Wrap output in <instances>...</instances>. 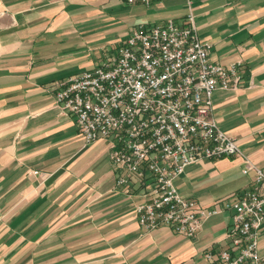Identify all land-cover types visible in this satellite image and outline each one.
Segmentation results:
<instances>
[{
  "label": "crops",
  "instance_id": "0c3cea01",
  "mask_svg": "<svg viewBox=\"0 0 264 264\" xmlns=\"http://www.w3.org/2000/svg\"><path fill=\"white\" fill-rule=\"evenodd\" d=\"M192 14L214 62L242 61L236 89H219L223 131L264 167V0H0V264H213L228 245L233 210L194 237L146 230L107 140L87 142L76 118L55 104L56 87L111 56L140 24ZM241 156L202 159L175 179L205 207L254 186ZM223 201V200H222ZM264 256V222L259 230Z\"/></svg>",
  "mask_w": 264,
  "mask_h": 264
},
{
  "label": "built area",
  "instance_id": "2783aa9c",
  "mask_svg": "<svg viewBox=\"0 0 264 264\" xmlns=\"http://www.w3.org/2000/svg\"><path fill=\"white\" fill-rule=\"evenodd\" d=\"M210 53L192 14L186 23L140 24L96 67L59 83L55 104L76 118L87 142L108 141L117 185L142 196L136 214L146 230L167 226L191 238L211 216L231 209L229 243L207 252V259L264 264L258 232L264 222V167L242 154L213 112L215 91L241 85L243 63L223 65ZM230 156L243 158L245 174L255 172L251 189L222 199V208L205 207L178 191L175 179L189 165Z\"/></svg>",
  "mask_w": 264,
  "mask_h": 264
}]
</instances>
